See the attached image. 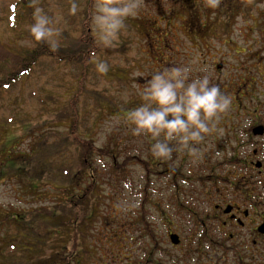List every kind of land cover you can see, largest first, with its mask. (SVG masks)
Wrapping results in <instances>:
<instances>
[{
  "label": "rangeland",
  "instance_id": "obj_1",
  "mask_svg": "<svg viewBox=\"0 0 264 264\" xmlns=\"http://www.w3.org/2000/svg\"><path fill=\"white\" fill-rule=\"evenodd\" d=\"M87 1L40 0L32 22L45 42L57 50L67 48L69 53L74 51L69 47L82 33L91 36L98 47L90 57L91 63L85 62L84 57L80 64L77 59L66 63L64 59L57 61L45 56L28 78L8 91L0 89V217L5 220V210L19 214L27 208L52 202L48 197L30 198L29 192H25L28 183L38 181L37 170L53 167L51 157L38 163L37 152L29 148L35 145L37 135L49 137L46 156H55L65 146L67 154L73 157L77 151L73 139H78L81 145V141L92 138L91 145L100 149L117 145V162L134 157L126 162L123 171L113 170L111 154L89 159L97 184L95 193L100 196L105 215L97 217L85 241L101 248L127 245L123 237L128 235L129 218L136 213L145 182L148 187L145 185L144 190L156 201L164 197L163 190L169 191L166 186L173 173H160L164 166L180 165L181 179L177 180H185L190 186H197L195 182L207 175L211 158L206 154L211 141L225 136L228 130L222 129L218 121L210 120L212 116L208 114L200 117L191 112L187 103L201 100L200 93L194 94L196 88L210 95L211 77L213 82L222 81L224 74L234 77L249 70L258 83L255 95L264 102V29L255 30V25L263 22L264 0L231 3L228 9L232 11L231 7L236 6L241 13L234 11L227 32L216 27L214 34H202L197 44L179 28L166 26L171 32L165 38L166 32L153 31L169 24L170 18L161 21L159 17L180 3L185 4L184 0H93L90 32L85 33L87 27L82 20ZM245 9L249 10L248 14L242 11ZM30 26L31 22L23 25L14 35L6 26V0H0L1 40L18 46H36L38 37L25 34ZM139 27L145 28V35L140 34ZM214 62H224L221 70H216ZM43 107L49 113H44ZM186 111L189 114H184ZM73 117L77 123L70 132ZM53 142L60 148L52 146ZM152 154L162 156L163 163L144 169L140 160H148ZM75 167L78 164L73 161L69 171L72 173ZM242 175L249 178L250 174L247 171ZM87 181L85 178L81 184ZM65 185L61 182V186ZM48 186L53 195L52 182ZM67 194L63 192L61 196L65 198ZM150 213L154 212L150 210ZM12 231L5 222L0 226L1 236L13 235ZM46 231L50 239L45 244L47 247L42 245L38 252L41 258L59 255L61 249H78L71 236L63 244L67 234L59 228L49 227ZM56 233L60 234L59 238L55 237ZM21 241L17 239L13 245H22Z\"/></svg>",
  "mask_w": 264,
  "mask_h": 264
},
{
  "label": "flooded vegetation",
  "instance_id": "obj_2",
  "mask_svg": "<svg viewBox=\"0 0 264 264\" xmlns=\"http://www.w3.org/2000/svg\"><path fill=\"white\" fill-rule=\"evenodd\" d=\"M198 1L204 12L212 9L211 0ZM229 6L226 0L225 10ZM230 18L225 12L220 32H227ZM193 40L197 44L201 36ZM222 64H214L217 71ZM244 72L224 74L222 81L211 77L210 95L196 88L194 94L200 93L201 100L187 103L191 112L208 114L228 130L211 141L205 178L190 186L177 180L180 165L164 166L160 173H173L169 186L164 183L169 191L163 190L161 201L151 197L149 202L145 182L136 213L129 218L127 245L81 246L82 264H264V102L255 95L258 83L249 70ZM247 171L249 178L242 175ZM24 248L25 254L21 248L17 256L26 259L25 264L36 263V245Z\"/></svg>",
  "mask_w": 264,
  "mask_h": 264
},
{
  "label": "trees",
  "instance_id": "obj_3",
  "mask_svg": "<svg viewBox=\"0 0 264 264\" xmlns=\"http://www.w3.org/2000/svg\"><path fill=\"white\" fill-rule=\"evenodd\" d=\"M39 1L40 0H6L7 28H9V30L15 35V33H17L23 25L31 22L30 29L26 31L25 34L35 35V37H38V41L36 46L27 47L18 46L16 45L17 43L9 44L0 38V89L2 92L8 91L13 88L17 82L28 78L39 65L42 57H52L57 61H62L64 59L66 63H69L73 59H77L80 61V64H82L81 57H84V59L86 58L84 61H88V64H90V57L97 52L98 47H96V43L93 41L94 39L83 33L78 39H76V41H74L75 44H72V41L70 42V45L72 44V46L69 48H74V51L71 53H69L67 48H65V50L54 49L53 46L44 41L42 34L38 36L37 32H40L36 29L37 27H34L35 24H33L32 18L36 12V5L39 4ZM211 1L212 2H210V4L212 5L210 6L212 9L204 12V10H206L205 8H198L200 5L198 0H185V4L182 6L181 11H179L178 8H173L169 13L159 17L161 21L170 18L171 22L169 24L165 25L163 28L160 26L158 28L155 27L153 28V31L159 29L166 32V35L164 36L165 38L171 32L170 29L179 28L181 31L185 30L187 34H190V37L196 38L200 37L202 34H214V30H217L216 27H220L221 23H219V21L224 20L222 17L225 12H228L229 17H232L234 11L236 13H241L236 6L231 7L232 11L229 9L225 10L226 0ZM239 2L241 3L242 0H229V5L231 3L236 4ZM92 3L93 0H88L85 8L83 9L84 19L82 20V24L87 27V31H85V33L90 32L89 22L92 17ZM204 4L207 3L204 2ZM242 11H245V13L248 14L249 10L245 9ZM213 15H215V17H213ZM261 15L263 16V22L255 25V30L257 31L264 29V10ZM178 20L180 23H177ZM141 21L143 20L139 19V22ZM208 24L210 26H208ZM166 26L170 29L167 30ZM142 27H139L138 30L140 31V34L142 32L145 35V28ZM194 28L196 31H194ZM194 32H198L201 35L197 36ZM106 99L113 103L111 98L107 97ZM73 104L74 102L72 105ZM71 107L68 109H72ZM96 107H98L97 103ZM43 108L46 111H41L49 113L46 107ZM99 110L102 111V108ZM62 120L64 119L62 118ZM76 123L77 121L73 117L69 126L70 132L73 130L74 124ZM85 129L89 130L90 127H86ZM42 132L43 131H41V133ZM91 140L92 138L81 141L80 145L78 139H73V144L77 147V151L73 154V157L67 154L65 146H62L61 149L57 143L53 142L52 146L60 148L61 151L55 156L52 154H48L46 156L48 152L47 144L49 143V137H40V135H37L35 145H31L29 148L31 151L35 150L37 152L36 159L38 163L40 161L43 163L46 159L51 157L54 160L53 167L50 169L42 168L41 170H37L36 176L38 177V181H36L35 184L28 183V189L25 192H29L31 195L30 198L41 199L48 197L52 199V202L41 205L38 208H27L19 214L11 213L8 212V210H5V220L0 217V226L4 225V222L7 227L11 226L13 229V235H0V264H25L22 260L23 258L21 259L17 256V252L21 250L20 248H22L21 251L25 254L24 247L26 246L30 248L33 245H36L38 256V252L41 247H47L45 244L49 241L50 237H46L48 234L46 230L49 227L59 228L67 234L64 238L63 244L73 237V243H76L75 246H77L78 249L75 251H65L64 249H61L59 251V255H62L64 258L59 255H52L46 259L38 256L36 263L82 264L84 253L81 252V246H84L85 248L90 246V244L88 245L85 241V237L87 236V233H89L88 230H90L91 227L92 229L94 228V221L97 220L98 216L103 217L105 215L99 201L100 196H97L95 193L97 190V184L95 177L92 175V167L89 165V159L95 158V155L103 156L111 154L112 161L114 159L112 168L117 173L123 171L124 165L128 160L134 159V157H128L127 159H124L123 162L119 163L116 161L117 156L115 155V151L118 149L117 145L113 146L110 144L109 149H100L93 147L91 145ZM161 159L162 156L153 155L148 160H140V163L144 169L149 170V167L157 165ZM73 161H76V165L78 164V167H75L71 173L69 171V167H72ZM75 174L79 176L74 178L73 176ZM85 178L88 181L86 184L82 185L81 180L83 181ZM50 182H52L53 195H50V190H47ZM61 182H65L66 185L64 187L61 186ZM63 192H66V194L68 193L66 196L67 198H63V196H61ZM147 199V201L150 202L152 198L148 196ZM111 210H115V208H112ZM11 236L13 238L10 239ZM59 236L60 234L56 233L55 237L59 238ZM68 236L71 237L68 238ZM123 238L127 240L126 236ZM17 239H22V245H13V241ZM77 239L78 241H76ZM120 245L123 244H115V246ZM28 251H30V249H28ZM42 259L45 261L42 262ZM27 264H31V262L29 261Z\"/></svg>",
  "mask_w": 264,
  "mask_h": 264
},
{
  "label": "water",
  "instance_id": "obj_4",
  "mask_svg": "<svg viewBox=\"0 0 264 264\" xmlns=\"http://www.w3.org/2000/svg\"><path fill=\"white\" fill-rule=\"evenodd\" d=\"M174 240V239H173Z\"/></svg>",
  "mask_w": 264,
  "mask_h": 264
}]
</instances>
